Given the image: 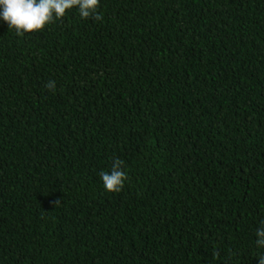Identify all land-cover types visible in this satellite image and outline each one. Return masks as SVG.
I'll return each mask as SVG.
<instances>
[{"label": "trees", "instance_id": "1", "mask_svg": "<svg viewBox=\"0 0 264 264\" xmlns=\"http://www.w3.org/2000/svg\"><path fill=\"white\" fill-rule=\"evenodd\" d=\"M97 11L0 18V264H259L264 0Z\"/></svg>", "mask_w": 264, "mask_h": 264}, {"label": "clouds", "instance_id": "2", "mask_svg": "<svg viewBox=\"0 0 264 264\" xmlns=\"http://www.w3.org/2000/svg\"><path fill=\"white\" fill-rule=\"evenodd\" d=\"M100 0H0V18L8 24L9 28L15 29L18 35L25 33L40 32L44 28L62 19L68 10L78 9L81 18L94 17L95 20H103L102 13L98 12ZM48 90L55 89V81H48ZM125 162L119 158L115 159L111 171H101L99 176L104 188L109 192H119L122 190L125 181L128 179L124 170ZM60 201L55 202V206ZM255 235L258 237L256 246L264 248V221L261 227L256 229ZM218 255V253H215ZM259 264H264V253L256 255Z\"/></svg>", "mask_w": 264, "mask_h": 264}]
</instances>
